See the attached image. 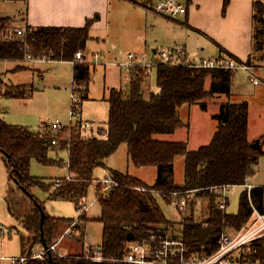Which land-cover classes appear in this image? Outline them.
<instances>
[{"label":"trees","instance_id":"16d2710c","mask_svg":"<svg viewBox=\"0 0 264 264\" xmlns=\"http://www.w3.org/2000/svg\"><path fill=\"white\" fill-rule=\"evenodd\" d=\"M230 2L223 0L225 13ZM9 20L0 16V60H22L25 57L24 45L10 33L7 28ZM254 20L261 25L255 33L259 37L256 46L264 52V42H260V36L264 33V1L254 2ZM92 23V20H88L83 27L31 28L29 53L35 59L76 61L77 52L86 51ZM247 61L251 62L252 58ZM90 66L87 62L74 63V84L84 89V93L88 91L91 81ZM27 68V65L19 64L12 71ZM130 75L128 90L109 89L106 98L109 120L104 126L105 137H82L73 126L55 133L48 123L35 132L27 126L7 123L1 117L0 108V158L5 161L14 184L8 189L5 199L10 214L31 235V240L29 236L21 235L23 251L29 243L30 249L43 247L41 210L46 212V208L32 193V188L48 190L50 198L72 200L79 210L96 182L95 170L105 167L107 159L123 144H126L129 160L135 167L158 169L153 185L127 172L111 169L113 178L120 185L105 195L96 192V200L101 207V214L96 220L103 226L102 242L97 247L102 249L103 262L85 258L86 224L89 221L86 212L79 219L56 218L46 213L44 236L48 246L61 239L70 244L74 251L68 257H60L52 251L51 257L47 253L44 260H30L28 264H121L112 260L123 258L130 243L148 239L154 232L165 233L174 229V221L165 214L158 200L163 198L171 204L174 192L187 197L192 194L182 213L184 217L179 222L181 231H176L181 235L188 255L213 253L227 229H238L248 219L251 206L246 190L243 189L238 212L234 214L217 209L214 204L216 194L212 191L223 185H242L247 177L255 174L260 157L264 154L262 147L254 149L249 140L248 102L234 103L229 100L221 104L220 111L214 115L218 128L211 142L197 150H189L187 142L156 138L159 134L174 133L185 125L179 111L184 105L200 103L206 110L208 105L203 101L208 98L222 94L231 98V72L163 64L157 69V92L146 89L150 76L142 68L135 67ZM208 79L209 89L206 87ZM33 92L31 85L6 84L0 74V97L27 99ZM85 99L87 95L83 94L78 104H72L73 116H82V102ZM55 138L60 142L59 147L52 143ZM65 151L68 153L67 162L59 158V154ZM179 156L185 157V175L181 184L175 178V160ZM33 161L44 166H65L68 177L59 178V186H56L55 179L43 181L32 175ZM141 187L145 190H140ZM253 198L257 207L264 212L263 189L254 190ZM198 200L207 204L202 220L196 216ZM68 229L70 234L67 233Z\"/></svg>","mask_w":264,"mask_h":264},{"label":"rangeland","instance_id":"374dc122","mask_svg":"<svg viewBox=\"0 0 264 264\" xmlns=\"http://www.w3.org/2000/svg\"><path fill=\"white\" fill-rule=\"evenodd\" d=\"M152 1L153 0H136L134 5L140 7L139 4H141L145 8L147 7L146 10H149ZM207 1L210 10L207 15L209 16L208 21L210 23L207 25L209 26L208 29L210 31H214L218 27L221 28L223 25L234 20L232 16H230V19L227 21H222L221 17L225 18L227 14V11L226 13L223 11L222 0ZM121 2V4H113V15L110 20L112 22L109 24L111 28V32H109L111 35L110 41L107 38L108 32H104L99 29H94L91 32L87 47L88 54L92 56L93 52H100L103 54L104 58L100 59L97 65L94 64L92 67L90 66V69L96 68V71L92 72L89 91H85L84 93V89L75 86V97L77 100L79 99L81 101L83 94H87L88 92V98L83 101L82 105V119L92 123L95 132H98L99 128L105 126L109 120V103L107 100H104V97L107 98L109 89H111L113 86H117L115 84L120 78V69H118V67L114 65L105 67V65H107L109 62L105 59L104 51H107V48H110L112 45H114L116 51H118L119 54V59L116 64L124 62L126 58H128L129 51H132L133 54H144L147 62L151 63L154 59V49L161 51L163 48L174 46H166L163 42L164 40L161 38L162 40L158 43L160 45H157L152 49H148L146 52L139 50L138 52H135L136 50L133 48V42L130 41L132 39L131 36L126 37L125 35H131L132 31L138 30L136 25L133 24L132 18L134 16H136V20H141V28H139V30H143L144 27L142 24V19H145V16L143 15V18L140 17L137 14V11H139V13H141V11L139 9H136L135 11L132 5H129L126 0ZM0 12L5 16H10L12 18V22L16 25H21L23 23L22 19L25 17L24 13L26 12L25 0L24 2L22 1V3H18V5H15V3L8 4L5 3L4 0H0ZM201 21L204 24L205 20L202 19ZM253 21L254 33H257L258 27L261 25L257 20H254V16ZM177 23H181V21ZM181 33L182 32L179 34ZM205 33L209 38L212 36L207 32ZM255 36L257 35L254 34L256 47V42L259 41V37L257 36L258 39H256ZM204 39L203 37H195L194 42L197 43V47L206 46V44H208V42ZM106 41L108 42V45H106ZM260 42H264V33L260 36ZM255 59L249 63L259 68V74L264 79V56L261 58L255 57ZM5 65L6 64L4 63L0 64V71H2L1 73L3 78L4 80L6 79L5 81H7V83H27L31 86L33 85L34 92L29 98L22 100H12L10 98L1 96L0 107L2 109L9 111L11 107L15 108L18 117H24L25 119L22 120L30 123L29 127L36 131L44 123H48L50 125L53 123H59L62 127L70 126L72 123H74L75 119L72 118L71 115L72 97L66 92V88L72 80V70L70 63L45 61L43 63H38L37 65L41 67V71L32 69L17 73H6V71L10 68H8L9 64L7 65V68ZM57 78H60L61 80ZM121 79V88H123L125 91L128 90V77L123 75ZM156 81L157 69L154 68V71L146 85V89L157 91L158 87ZM233 93L236 94L235 97H238L237 99H234L233 102L237 100L239 102L246 101L249 103V138L251 143L260 140V142H262V149L264 151V83L256 86L248 79L245 73L239 72L234 78ZM71 94H73L72 88ZM203 102H207L208 104V108L206 110L201 107L200 103L191 106L184 105L181 107L180 115L185 125L177 129L174 133L159 134L156 136V138L165 141H185L188 143L189 150H197L201 146L209 144L218 128V121L214 119V115L220 111V104L218 103L219 101L211 98H208ZM19 122H21V120H16V123ZM59 158L67 162L68 153L66 151L61 152L59 154ZM106 163L107 165L105 167H99L95 170L94 176L96 178L100 180L104 179L110 174L109 172L111 169H118L123 172L125 171L134 175H138L149 184H154L158 176V169L156 167H135L129 160L126 144H123L115 154L109 157ZM175 170L177 182L179 184L183 183L185 175L184 156H179L176 159ZM31 173L35 177L42 178L44 179L43 181L48 182L54 180L55 178L65 176L67 174V170L65 166H44L37 163L36 161H33ZM250 181L251 183L264 186V154L260 157L255 174L252 176ZM10 187H14V184L10 180V173L5 161L0 158V225H4L9 229V232L3 239L0 237V255L6 257L21 256L23 253H25L28 249L23 251L21 246V235L23 234L26 236V238L31 236L27 234L21 224L18 223L16 219H14L8 210L5 197ZM31 191L36 198L44 203L46 212H48L49 215L61 216L70 219H79L85 211V209L81 211L77 210L75 203L65 197L50 198V193L48 190L45 191L42 188L34 187ZM242 191V187H236L229 193V213L234 214L238 212ZM158 200L163 211L169 217V219L180 221L183 219V211H180L173 205L166 203L163 198H159ZM197 203L196 216L199 220H202L206 215L207 204L202 200H198ZM86 205V213L87 217L89 218V221L86 224V241L89 245L96 247L102 242L103 226L101 222L96 220V218L101 214V207L96 200L95 184L90 189ZM174 223L173 231H181L180 223ZM70 233L71 232L68 234ZM62 242L64 243V241ZM58 248L60 253L63 254L64 251L60 249V245ZM2 264H9V262L4 261Z\"/></svg>","mask_w":264,"mask_h":264},{"label":"built area","instance_id":"2783aa9c","mask_svg":"<svg viewBox=\"0 0 264 264\" xmlns=\"http://www.w3.org/2000/svg\"><path fill=\"white\" fill-rule=\"evenodd\" d=\"M191 0H153L150 9L172 21H178L185 17L189 11ZM33 30L28 27H14L10 30L12 36L22 41L25 50L24 62H33L35 59L29 53L28 39ZM154 59L151 63L147 62L143 55L129 53L128 58L119 65L126 74H131L135 67H140L144 72L151 77L154 68L158 69L163 64L184 65L191 68L200 69H224L231 72L235 76L239 72L246 74L248 79L256 86L264 83L263 77L259 74V68L250 64L247 60H240L234 56L223 52L218 57H189L184 46L174 45L163 48L161 51L153 52ZM104 56L100 52H93L90 59L87 58L84 52L79 51L76 54V61L87 62L91 65H97L100 59ZM76 61H73L75 63ZM75 88L72 95V104H78L79 99L75 97ZM75 119L70 126L75 127L76 132H80L82 137L97 135L105 137V127L99 128L95 132L93 125L90 122L84 121L80 115L72 114ZM53 132H59L65 127L59 123L50 125ZM69 127V126H66ZM52 143L59 147L58 139H53ZM251 177H247L242 185H223L213 188L212 191L216 194L214 204L217 209L228 211L229 193L236 187H242L247 192L248 200L251 206V213L248 219L240 228H229L220 237L217 249L211 253H194L187 254V248L179 233L173 230L165 233H152L148 239L141 242H132L129 244L123 258L112 260V262H120L121 264H264V212L261 211L254 202L253 192L257 188L264 186L251 183ZM56 186L61 185L60 179H55ZM120 183L115 180L112 174L95 182V190L101 195L108 194L112 189L118 187ZM144 191V188H140ZM190 196H183L180 192H174L171 197V205L180 211H184L187 207ZM86 201L82 202L79 211L86 210ZM9 229L4 225H0V237L3 239ZM61 240L50 246L51 252H56L60 257H66L60 253L58 246ZM47 250L43 247H35L28 249L21 256H3L0 255V264L8 261L9 264H28L30 260H44ZM81 258V257H80ZM86 259L94 262H103L104 256L102 249L87 250Z\"/></svg>","mask_w":264,"mask_h":264},{"label":"crops","instance_id":"0c3cea01","mask_svg":"<svg viewBox=\"0 0 264 264\" xmlns=\"http://www.w3.org/2000/svg\"><path fill=\"white\" fill-rule=\"evenodd\" d=\"M22 1L24 2V0H4L5 3H8V4L15 3V5H18V3H22ZM121 1L123 0H25L26 12L24 13L25 17H23L22 19L23 23L21 25H16L15 23L12 22L11 20L12 18L10 16H5L1 12H0V16L8 17L10 19L7 24V28L9 30L13 29L14 27H19V28L29 27L33 29H36L39 27H65V28L66 27H83L88 20H92L93 23L90 29V36H91V32L94 29H99L101 31L108 32L107 38L110 41L111 35L109 34V32H111V28L109 24L112 22L110 20L113 15V12H112L113 4L114 3H116V5L121 4L122 3ZM126 1L129 5H132L135 11L136 9H139L141 13H143L141 14L139 13V11H137V14L140 17L143 18V15L145 16V19L141 18L142 24L144 27L143 30H139V28H141V20L140 19L136 20L135 18L136 16H134L132 18L133 24L136 25V28L138 30L132 31L131 35L130 34L125 35L126 37L131 36L132 39L130 41L133 42V48L134 50H136L135 52H138V50L146 52L148 51V49H152L155 46L160 45L158 43L163 39L164 40L163 42L166 46L179 45V44H181L180 46H184L187 50L189 57L213 58V57H218L219 55H221V53L225 52L227 54H231L232 56L240 60H248L249 58H252V61H254L255 57L261 58L262 56H264L263 49L260 50L257 48V46L255 47V40H254L255 33H254V21H253L254 2L264 1V0H231L229 7L227 8L226 17L225 18L221 17V19L222 21H227L228 19H230V16H232L234 20L232 22H229L223 25L221 28L218 27L214 31H210L208 29L209 26L207 25L208 23H210L208 21L209 16H207L208 13L210 12L209 6H208L209 4L207 0H191V5H190L187 15L178 21H172L165 17L157 15L150 8L149 10H146L147 7L145 8L141 4H139L140 7H137L136 5H134L136 0H126ZM141 7H144V8H141ZM220 9H221V2H220ZM202 19L205 20L204 24L201 21ZM180 21L181 23H177ZM204 31L207 32L208 34H211L212 36L209 38ZM180 32L182 33L179 34ZM195 37H203V39L205 38L204 40L207 41L208 44L210 45L206 44V46L197 47V43L194 42ZM88 44H89V41L87 43V47H88ZM106 45H108L107 41H106ZM156 50L157 49H154L153 52H155ZM84 53L87 56V58L90 59L89 56L91 55L88 54L87 48ZM129 53H132V51H129ZM104 54H105V59L108 60L109 62L107 65H105V67L114 65L118 67V69H120L119 70L120 78L115 84L117 86H113L112 88H121L122 84L120 82H122L121 77L123 75L128 77V84H130L131 75L123 73L124 71L122 70L119 63L116 64V62H118V59H119L118 58L119 54H118V51H116L114 45H112L110 48H107V51H104ZM45 61L55 62L53 60H35L33 62H24L23 60L1 59L0 64H3V63L6 64L5 65L6 68H7V65L9 64L8 68L10 69L7 70L6 73H9V72L17 73V72H13L12 70L19 64H25L28 66V68L24 70L34 69L37 71H41V67L37 65L38 63H43ZM59 62L60 63H70L71 65L72 80H71V83H69L68 87L66 88V92L68 93L69 96L72 97L73 94H71V88H72V91H74V88H75V84L73 80L74 63L73 61H59ZM24 70H21V71H24ZM95 71H96V68L91 69V75H92V72H95ZM1 72L2 71H0V74H2ZM106 76H107V73H106ZM234 78L235 76H232V97L231 99L223 94L216 95L215 97L211 98V99H216L217 101H219L218 102L220 104V105L218 104L219 106H221V104L223 103L228 102L229 100L233 102L234 99L238 98V97H235L236 94L233 93ZM57 79H60V78H57ZM5 83L9 84L7 83V81H5ZM13 85H30V84L13 83ZM89 86H90V83H89ZM206 87L207 89L210 88V79L207 80ZM86 95L88 98V92ZM12 100H22V99H12ZM104 100H106V97H104ZM234 103H239V101L235 100ZM82 105H83V102H82ZM71 110H72V103H71ZM1 117L9 124L22 125V126H27V127L30 126V123L22 120V119H25L24 117H21V118L18 117V114L16 113V109L12 107L10 108L9 111L1 108ZM16 120H21V122L16 123ZM29 128L32 131L36 132V130H33L31 127ZM40 128L37 129V131L40 130ZM172 142H185V141H172ZM66 170H67V174L59 178L68 177L67 167H66ZM113 170H118V169H113ZM118 171H121V170H118ZM109 173L111 174V171ZM129 174L141 179L143 182H145L148 185H153V184L147 183L144 179H142L138 175H134L132 173H129ZM59 178H55V179H59ZM175 178H176V172H175ZM95 179L96 181L100 180L96 177ZM86 203H87V199H86ZM46 213L49 214L48 212ZM50 216L56 217V218H64L61 216H53V215H50ZM171 221L180 222V220H171ZM69 232H70V229L67 230V233ZM98 248H101V247H97V246L95 247L87 243L85 247V255L87 253V250H93V249H98ZM26 249H30V245H28L24 249V251ZM60 249L63 250L64 253H67V254L63 253V255L66 257L70 256L74 251V248L70 244L63 243L62 240L60 243Z\"/></svg>","mask_w":264,"mask_h":264},{"label":"water","instance_id":"95a60500","mask_svg":"<svg viewBox=\"0 0 264 264\" xmlns=\"http://www.w3.org/2000/svg\"><path fill=\"white\" fill-rule=\"evenodd\" d=\"M251 146L254 149H260L262 147V142H260V140H257L254 143H251ZM45 217H46V212L45 210H41V238L43 241V247L47 250V253L49 254V256L51 257V250L50 247L48 246V244L45 241V236H44V223H45ZM101 249V248H98Z\"/></svg>","mask_w":264,"mask_h":264}]
</instances>
